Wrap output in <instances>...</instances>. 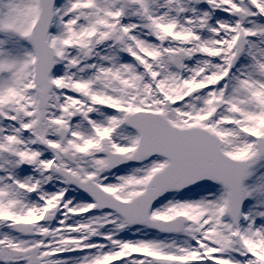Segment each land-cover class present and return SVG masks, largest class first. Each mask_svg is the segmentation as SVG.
<instances>
[{
	"label": "snow or ice",
	"instance_id": "1",
	"mask_svg": "<svg viewBox=\"0 0 264 264\" xmlns=\"http://www.w3.org/2000/svg\"><path fill=\"white\" fill-rule=\"evenodd\" d=\"M0 264H264V0H0Z\"/></svg>",
	"mask_w": 264,
	"mask_h": 264
}]
</instances>
